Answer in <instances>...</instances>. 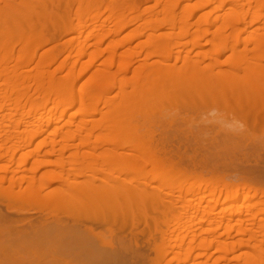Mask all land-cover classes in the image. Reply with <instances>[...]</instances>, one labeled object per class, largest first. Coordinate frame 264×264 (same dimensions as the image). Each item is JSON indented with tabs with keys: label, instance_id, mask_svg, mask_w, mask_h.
Listing matches in <instances>:
<instances>
[{
	"label": "bare ground",
	"instance_id": "bare-ground-1",
	"mask_svg": "<svg viewBox=\"0 0 264 264\" xmlns=\"http://www.w3.org/2000/svg\"><path fill=\"white\" fill-rule=\"evenodd\" d=\"M18 1L19 0H0V29H4L5 27L10 26L11 24H19V23L24 24L25 23V24L29 25L28 29H30V30H28V32L30 31V33L27 32L26 35L24 36L25 37L24 39H27V40L23 39V41H26L25 45L27 47H28L27 44H29V43L31 45V48L38 47V46L40 47L38 42H36V41L40 42V40L42 41V45L48 44L49 40H50V42H53V40L56 42V38H55L56 35L59 37V39H60V37H63L64 35H66L68 33H75V32H79V34L82 36L83 31L85 29H87V27L88 28L92 27L91 26L92 24L91 25L89 24L84 29H81L82 28L81 26L80 27L78 26L76 28V25H75V28L72 25H71V27H70V25L65 26L68 23H65L67 20L66 19L64 20L63 18H65V17H62V15L60 13V12H63L64 10L60 11V12L58 11V10L63 9V8L62 9L59 8L61 6H59L58 2L56 3V5L54 2L52 3L53 5L50 3L53 7H54V5L55 6L58 5L57 7L59 9L56 11L55 10L56 7H54L52 9V7L50 8L47 6V4H46L47 0L46 1L41 0V2H39V0H35V2H34V0H28L27 2H26V0H24V1L20 0L21 6H19V4H17ZM43 1L45 3H43ZM71 1L72 2L70 5L64 7V9L66 8L65 9L66 14L68 13L67 8H69L70 6L71 7L73 6L74 1L73 0H71ZM83 1L80 0L81 5L82 4L85 5V3H86L85 7H88L87 6L88 0L85 3ZM111 1H113V3H114L117 0H115V1L111 0ZM118 1L120 2L121 0H118ZM148 1H151V0H148ZM154 1H156V5L158 6L159 5L158 3H161L162 1H165V0H154ZM29 2H31V3L29 4ZM55 2H56V0H55ZM90 2H91V0L89 1L88 4L89 5L91 4L90 7L93 9H91L89 7L86 8L85 13L87 15H90L92 12H94V10H96L95 8H97V7H92L93 2H91V3ZM152 2H153V0H152ZM166 2H168V1H166ZM37 3L39 4L38 6H36ZM99 4L100 3H98L97 6ZM166 4H168V3H166ZM166 4L164 3L162 6L163 7L166 6L167 10L165 9V7H164V10L161 9V11H163L164 13L167 12L165 15L168 14V12L170 11L171 8H172V10H174V9H177V6H178V5L176 6V4H175V6L172 7L173 5L169 3V5H172L170 8ZM228 4L231 7H234L237 9L231 8ZM61 5H63V4H61ZM198 5H200V4H198ZM206 5L207 4H204V6H206ZM225 5H228V9L226 8L227 10L225 9V11L222 10L225 13L223 15H218L217 16L218 19L216 21L215 20H209V17H208V20L206 19V21L203 22V20L200 18V20L198 22L199 24L196 25V24L189 22L191 16H193V15H189V17L186 16V18L184 20L180 21L179 23H177V22L175 24L172 23V28H177V27L181 26V28H179L181 31L180 33H182V32L185 33L193 25L196 26V28H197V26L199 28H201L202 25L205 24V26H207V29L204 31L205 32L204 36H206V34L211 33V35H213V37L216 40H218V42H219L220 40L221 41L224 40V38L226 37V32H228L232 28H234V27L237 28V27H240L243 25L247 26L246 23L253 20L252 26L256 27V28H261V29L256 32L255 36H252L253 39L250 38V36H248L251 39V41H250V39L247 40L248 42L245 41L246 39H244V41H245V43L253 44V46L255 45L257 53L254 54L255 51L253 52V55H254L253 58L247 56L246 52H247L249 46L244 43L245 47L247 46L246 47L247 50L245 51L243 49V51H238V52L236 50L237 54L234 53L233 55H231L232 56V57H230L231 59L228 60V62H227V64L229 65V69L227 68L228 70H226L225 72L222 71L223 70L222 69L221 70L222 72L220 71L215 76L214 75H211V76L207 75L210 72L204 73L207 75V76L205 75V77H203L204 75H202V73H200V76H197L196 74L198 73L199 70L196 68V70H198V71H196V70H194L195 69L194 67H190L192 64L186 65L188 67V69L187 70L184 69L183 71L181 70V72H180L179 69L177 70V67L175 68L173 66H169L168 63L165 64L163 62L161 64H165V66H167V67L169 66V67L163 68V66L161 67V64L159 65L157 63L158 64L157 65L155 63L156 66L161 67L158 70H156V72H152L153 74L154 73L159 74L158 77H155L150 72L151 68L153 67V69H154L155 65L142 66L143 67V69H141L142 72L137 74V78L140 76L138 78L139 81L137 80L136 77H134L136 79L133 78L135 81H137L136 84H135V81H133L134 83L131 82L133 79L130 81L131 84H133V86L130 85L129 88L130 89L133 88V89L131 91L128 88H122V90H120V91H122V94H121L122 102H120L118 100H117L118 102H115L116 99L115 100L113 99L114 100L113 101L109 97L110 100L108 98L109 101L104 103V104H106V105H104V107L108 106V108L111 109V113H108L109 115L106 114L107 112H105V111L103 113H101L103 115V119H105L104 122L109 121V124H111V126H113V128L115 129L114 131L117 132V134L118 133L120 134L119 136H121V138L118 137L117 135H116L117 137L115 136L116 140L118 142L120 141L119 143H121L120 147L123 146L124 141L126 142V144L131 143V147L132 146L137 147V149L141 148V147L144 148V147H146V145L148 146V145H151V143H153V140H155V138L152 137L153 139H151V138H149L150 136H148L147 139H149V140L151 139L150 140V141H152L151 143H150V141H146L145 138H144V140H143V138H139V140L136 141V139H138V136L136 139H134V137H132L131 133H133L132 130L136 131V128L139 125H136V127H135V124H132V123L134 121L136 122V120L138 119L137 116H139V118L141 120L144 119L142 122L145 123V121H146V124L147 123L149 124L150 121H151L150 123L154 122V123L149 124V125L147 124V127L149 126L151 129H152V127H151L152 125L153 126L156 124L158 125L159 122L161 121V117H160L161 114H159L160 116L157 115V117L155 116L154 118H152L155 114L154 115L150 114L151 113L150 109L152 107V109L154 110V108L156 109V107H158L160 105H158L156 103L157 99L154 100V102L156 103L155 107L149 106V105L154 104V102H153L154 98H156V97L158 98L160 95L167 93L168 90L170 92V90L173 86H175L174 88L176 89V86L180 83V82L179 83H176V82H177V80L179 81L180 78L182 79V82L180 83V86H177L176 90L178 92H183V90L186 91L187 94H185V95L191 96L192 102L194 104H198V106H196V107L199 108V106L201 105V103L203 101L204 102L207 101L206 100L207 98H208V100H210L212 98L211 101L213 99L216 100V102L222 103V101H223V103L225 104L224 106H226V108L228 107L227 108V114H229L228 112H230L235 117V119L246 117L248 119V121H247V119L245 118L247 123L250 124V123L255 122L254 124H250V126H253V125L256 126L260 122H262L264 125V5L261 6L260 8H256L253 5L250 6V4H247L248 6L247 5L245 6V4L240 5L239 0H230V1L225 0V2L220 4L219 9L222 7H225ZM71 7L69 9H71ZM202 7H203V5H202ZM202 7H201V9H202ZM36 8H37L41 17L39 16L37 11H36L37 13L35 12ZM145 8L148 9L149 7H145ZM145 8H143V9H145ZM160 8H161V6H160ZM160 8H159V10H160ZM168 8H170V9H168ZM48 9L49 10L51 9L50 11H52V12H50ZM140 9L141 8L138 5V6H135L134 9H131V11L132 10L138 11ZM147 9H145V10H147ZM156 9L155 8L151 9V7H150V11H149L150 15L151 14L154 16L156 14H158V16L161 15V12L159 10H156ZM172 10L170 12H172ZM196 10H197V8H196ZM156 11H157V13H156ZM214 11H216V10H214ZM101 14H103V13H101ZM147 14L144 12V15H143V13H142L143 16H145ZM212 14L209 13V15H212ZM37 15L39 17H37ZM162 15H164V14H162ZM67 16H69V14H67ZM67 16H66V18L68 19ZM92 16H94V15H92ZM143 16L142 17L137 16L138 17L137 19H139V18L142 19ZM35 18H37L36 20H38L40 18L39 21L42 22V23L39 22V24L41 23L40 24L41 28H38L39 25H38L37 21L35 20ZM41 18L43 21L41 20ZM145 18H146V16H145ZM155 19H157V18L155 17L153 20H155ZM100 20L101 19L98 18L95 21L98 23ZM34 22L37 25L34 24ZM49 22L50 23L52 22L51 23L52 25L49 24ZM63 22H64V24H63ZM133 22H135V21H133ZM133 22H132V24H133ZM137 22H135V23H137ZM59 23H62L61 24L62 26H60ZM45 24H47L48 26L50 25L53 28L55 26H56L55 28H60V29H58V31H60L62 29L61 27H63V25L65 26V28L63 27V29H62V31H60V33H58V31H56L59 35L57 33L55 34V36H54V34H52L51 39H52V37H54L55 39H52V40L49 39L48 40V38H50V36L46 37L43 34L45 31H47L45 28L48 29L47 25L44 27ZM53 24H54V26H53ZM142 26H143L142 27L143 32L148 31V30L154 32V30H155L154 33H156L157 31H159L158 29H160L159 26H163V25L160 24V21L158 20L157 22L148 21L147 23H144V25H142ZM42 27H44V31H43ZM67 27H69V28H67ZM100 27H99V30L101 31L102 28H104V27H103V25H102L101 29H100ZM199 28H197V30ZM95 30L97 32L98 29L96 28ZM200 30L201 29H199V31ZM137 32H139V31H137ZM143 32H142V35H143ZM97 34H99V33H97ZM97 34H96V36H97ZM174 34H176V33H174ZM174 34H172V32H171V34H168V35H167V33L166 34H159L160 35L159 36L158 34H153V33L150 34L149 33L150 37H148V38H149L150 43L153 45V49H154V50L153 49L152 50L155 51L156 54H157V51L161 52L160 50H162L163 48H166L169 45L168 43H171L170 41L173 40L171 38L172 36H169V35L174 36ZM177 34H176V36H177ZM138 35L139 34H137V36ZM180 35H182V34H180ZM26 36H27V38H26ZM99 37L102 38V36H99ZM80 38H82V37H80ZM103 39H105L104 36H103ZM96 40H97V38H96ZM199 41H196V43ZM207 41H209V40H207ZM211 41H213V40H211ZM211 41H210V43H211ZM27 42H29V43H27ZM101 42H103L102 39L100 40V43ZM213 42L215 43V41H213ZM100 43L98 45H100ZM4 44H5L4 42L0 41V48L5 46V48L8 50V52L11 54L10 57H8L11 60L14 56L13 46L8 47ZM85 44H87V43H85ZM85 44H83V46H86ZM96 44H97V42H96ZM149 44H147V45H149ZM76 45H78V44H76ZM199 45L201 46V44H198V46ZM27 47H25V48H27ZM82 49L83 48L81 47V49H79L77 51L80 53V55H83V54L85 55V52H87L88 50L85 47V50L82 52ZM51 51L53 52L54 50H51ZM102 51L106 52V50H104V49H102ZM248 51H250V50H248ZM92 52H93L92 56L95 55L94 53L97 54V52H95V51H92ZM151 52L150 53L148 52L150 57L155 53L154 52L153 54H151ZM220 52H222V51H220ZM12 54H13V56H12ZM88 54H90V53H88ZM155 55H154V57H155ZM157 55H159V53ZM47 56L48 55H46V57ZM96 56H98V55H95V58L93 57V59L96 60L97 59ZM149 56L147 55V56H145L144 59H142V58L141 59L142 60H149L150 59ZM56 57H58V56H56ZM56 57L53 56L51 59H53V58L56 59ZM67 57H68V55H67ZM147 57H149V59ZM4 58L2 57V59H4ZM47 58H49V57H47ZM2 59L0 58V60H2ZM9 59L7 60L8 63H9ZM19 59H21V58H19ZM55 59H54V61H55ZM91 59H92V57H91ZM5 61H6V59H5ZM47 61H48V59L46 60V62ZM54 61H53V63H54ZM112 61H114V58L112 59ZM179 61H180V59H179ZM27 62L29 63V61H27ZM92 62H94V61H91V60L89 61V63H92ZM251 62L252 63L257 62V68L256 69L255 68L253 69L254 65L252 66ZM25 63H26V61H25ZM48 63H50V62H48ZM48 63H46V65H44V67L48 66L47 65ZM134 63H136V62H134ZM187 63H190V62L187 61L186 64ZM22 64H24V63L22 62ZM227 64L222 63V65H227ZM105 65H106V63H105ZM222 65H218V63H217V67L220 66V68H221ZM255 65H256V63H255ZM19 66H20V64H19ZM24 66H25V64L22 65V67H24ZM111 67H112V65H111ZM213 67H216V66H214V64H213L212 68ZM84 68L86 70L87 67L85 66ZM157 68H155V69H157ZM60 70L61 71L64 70L62 66L59 67V71ZM254 70H255V73L253 72ZM16 71L14 73H16ZM211 71L214 72L215 69H214V71L211 69ZM37 72L39 73V71H37ZM50 72H49V75L47 74L46 76H43L42 74H40L41 76L37 80L35 78V80H34V81H36V82H34V83H36L35 88H31V87H28L26 85L27 88L23 89V88H21L22 85H20V83H19L18 87H14L12 90L14 92L16 91V94H12L13 92H11V94H9L3 98V101L5 100L4 104L8 105L10 108L13 107L11 109H14L17 113H20V112L24 113L27 110V108H28V110L30 109L29 110L30 113L27 112V114H29V117H25V115L24 116L21 115V117L18 118L16 121H15L16 118H14V119L12 117L10 118L9 115H8L9 119H7L8 117L4 118V119L2 118L3 120H0V129L1 128H4V129L5 128H14L15 130H17V128L18 129L19 128H28L31 126L33 127L34 125L42 128V126H40L39 123H44V122L45 123L43 124V126L48 122L49 124H51V123H64L65 124V123H67V124H70V126L74 123H79V124L84 125L82 127L88 126V124L92 125V124L97 123L96 118H97V116H99L100 111H99L98 107L100 105H98L99 104L98 100L95 101V99L92 100V98H91L92 96L96 95V94L93 95V93L96 92L95 89H93V90L91 89L92 91L89 90V93H87L88 91L84 90L85 88L83 89V87L81 86L82 88L80 89V91L83 94L85 92V96L90 95L91 97L90 96L89 97L91 98V100H90V102H85L83 99L82 100L80 99L79 101L77 100V101L73 102L72 96L75 93V91H77L76 86H74V83H71L72 84L71 86H70V83H69V85L67 84L68 83L67 81L66 82L62 81V83H60L58 81V78H57L58 77L57 72L56 71L55 72L53 71L54 73H52V72L50 73ZM99 72H101V69L99 70ZM215 72L217 73V71H215ZM40 73H42V72L40 71ZM252 73L255 74V77H252ZM256 74L258 76V80H261V81L254 83V80L252 82V79L253 78L257 79ZM0 76H2V75H0ZM32 76H30V77H32ZM7 77L5 78V80H7ZM99 77H95V78L98 79ZM125 78L126 77H124L122 79L118 78V80H120V81L122 80L124 82ZM140 78H141V80H140ZM177 78H179V79H177ZM20 79H21V77H20ZM107 79H108V77H107ZM128 79H126V81ZM156 79H157V81H156ZM118 80H117V82H118ZM158 80H159V82H158ZM9 81H10V79H9ZM126 81H125V86L127 85L126 83L129 82V81L128 82H126ZM71 82H73V80ZM130 82H129V84H130ZM5 83H7V81H5ZM98 83H99V81H98ZM115 83H114V85H115ZM118 83H120V82H118ZM120 85L124 86L122 84V82L120 83ZM178 87H179L180 91L178 90ZM118 88L120 89V86H118ZM176 90H174V91H176ZM32 91H34L35 93L36 92L37 93L38 92H45L46 97H45L44 101L42 103L36 105V100H33V101L28 100ZM111 91H112V88H111ZM174 91H173V93H174ZM91 92H93V93H91ZM169 92L167 93V96L168 95L172 96L173 93L171 92V94H170ZM195 92L199 93L198 97L201 100L198 101L196 99L197 101H194L195 96H193V95ZM205 93H207V96ZM182 94L184 95V93H181V96H183ZM165 95L166 94H164V97H167ZM174 95H176V94H173L172 97L171 96L168 97V99L170 98V102H172L171 100H173ZM115 96H117V95H115ZM208 96L211 98H209ZM220 96H221V98H223L222 101H220L221 100ZM164 97L160 96L159 98L165 99ZM193 98H194V100H193ZM217 98H219V99L217 100ZM174 99L177 100V98H174ZM150 100H152L151 102L153 104H150ZM251 100H253V101H251ZM70 101H71L70 106H69L70 109L75 108L77 106H82L84 108L80 112V114H81L80 117H77L76 114L69 113L67 110L62 111V118L57 117L56 115H53L52 117L50 116L48 118H44L41 115L42 114L41 112H40V115L42 117H39V115L37 113V111H39L40 109L45 110L48 107H51L48 110L55 109L56 111L57 110L59 111L61 108H63L65 106L66 103H68ZM200 101H201V103H200ZM162 102H164V101L162 100ZM233 104H235V105H233ZM233 106H235V108H233ZM2 108H4V107H2ZM105 109H103V110H105ZM149 116H151V117H149ZM136 117H137V119H136ZM251 118H253V122L252 121L250 122ZM171 119L172 118L170 117V120ZM7 120L9 121V123H11L10 125H9V123L5 124V121H7ZM138 121H139V119H138ZM166 121H165V119L162 120V122H166ZM137 122H136V124L141 123L140 121L138 123ZM262 123H260V124L262 125ZM161 124H164V123H161ZM161 124L159 126H161ZM249 124H247V125L249 126ZM260 124H259V126H261ZM140 125H142V127H143L142 123ZM210 125H212V124H210ZM91 127H93V126H91ZM139 127L141 129V126H139ZM144 127H145V124H144ZM263 127L261 126V128H263ZM78 128H81V125ZM200 128H202V127L200 126ZM150 130L147 133L151 134L152 131H154V130L156 131V129L151 130V131ZM199 130H201V129H199ZM206 130H207V128H206ZM135 131H134V133H135ZM145 131L146 130L144 128V132ZM155 131H154V133L152 132V136H153V134H155ZM241 131H239V132H241ZM127 132L128 133L131 132L130 136L128 135L129 136L128 138H133V141L130 140L131 141L130 142L127 138H125V134ZM157 132H158V130L156 131V133ZM241 133L244 134V131ZM6 134H5V136H6ZM136 134L139 135L138 132ZM133 136H134V134H133ZM163 136H160V137H163ZM234 136H235V134H234ZM141 137H144V135L143 136L141 135ZM176 137H177V135H176ZM19 138H20V136H19ZM19 138H18V140H19ZM163 138H165V136ZM228 138H230V136ZM242 138H243V135H242ZM11 139H12V136H11L10 140L9 139L5 140L4 146H0V150L2 148V151L4 149L5 150L7 149L6 152L0 154V161L6 160L7 162H9V165L5 164V165H2L0 167V264H149L150 261L154 260V259L151 260V256H150L149 252H151V251L156 252L158 250L157 249V246H158L157 240L159 238L158 235H161V234L157 235L158 231L155 232V230H154V232L150 230L151 232L148 233L147 228H149V224L151 222H148L147 219L150 218L149 216L151 214L148 212L150 215L144 217V221H142V219H140V218H139L140 220L137 218H136L137 220L135 218L134 219L128 218L127 217L128 214L126 215L127 212L125 213V211L129 210L131 207H133L134 203H136V202L132 201V199L133 200H134V198L137 199L138 196H140V195H138V196L136 195L137 191L139 194H141V196L144 195L143 197H146V198H149V197L151 198V196H152V198L155 197V196H153V193H151L152 191L150 192V189L147 190L146 188H144L145 186L143 187V189H142V187L140 188V186L139 187L136 186V188H134L135 187L134 184L132 185V187L129 186L130 184L124 185V184H122V182H121L122 179L120 177H118L119 179H117V178H114L115 176H113V180L110 181L111 183H106V186L105 185H103L104 187L102 186L103 188L98 187L95 189H88V190L86 189L85 192H81V189H79V186H80L79 185L80 183L78 181L79 178H85L86 177V178H91L92 180L95 181V179H97V178H98V180H100L99 177H101L100 174H97L96 175L97 177L95 176V174H93L94 176H91L92 175L91 173L95 169L98 168V166L96 168L93 165L97 164V162L100 160H101V162H98L99 164L102 163L103 160H105V159H103L104 154L102 155V157H101V155L96 154L97 148L96 147H95L96 149L92 148L94 146V144L92 146V143L90 144V141H88V142L82 144L81 147H80V145H78V146L73 145L74 146L73 148H72V145L68 146V145L62 144L64 146H62L61 149H58L57 142L56 143L54 142L53 144L48 142V141L44 142V143L42 142V144L39 146V148L35 151H29V149H28V151L23 152V150H22L21 153L23 152V154L21 155V153H20L19 159H16V161L20 160L18 164L15 163L18 166L16 168V167H13V165L10 166V163L14 164L13 161H15L16 156H18L17 152L19 153V151L21 149H23V147L20 148L21 146L20 147L18 146L19 143H16L17 144V146H16L14 141L9 143V144L12 143L11 144L12 147H7V142L11 141ZM125 139H127V140H125ZM241 139L240 140L238 139V141L241 142ZM121 140H123V141H121ZM222 140H224V139H222ZM233 140L236 141L237 139L235 138ZM31 141L28 144H32L33 142H31ZM128 141H129V143H128ZM231 141H232V138H231ZM238 141H236V143H235L236 146H239V145H237ZM243 141H244V143L246 142L245 140H243ZM155 142H157V140H155ZM159 143H160V141H159ZM228 143H229V141H228ZM260 143H259V145H260ZM2 144H4V143H2ZM28 144H26V147ZM126 144L124 143V145H126ZM241 144H242V142H241ZM245 144H243V145L246 146ZM157 145L159 146V144H157ZM160 145H164V144L162 143ZM232 145H234V143ZM158 146H155L152 148H149V147L146 148L147 150H150L149 152H150L151 156H149V160H151V158H152L151 163L154 164V162H155L161 166H164L168 170L167 172H169V173L172 172V174L174 172L179 173L178 175L186 174V173L188 175L190 173L189 170H187V172H185V168L181 167V164H179L178 160L176 162L174 155H173L174 159L170 158V156L166 157V154L168 153L167 151L170 150L169 148H164L163 146H162L163 148H159ZM26 147H24V148H26ZM71 149L72 150L74 149V151H76V152L73 151L74 153H72L71 156L67 157V158H69V159H67L69 161L72 159V161L69 163L74 165V161H76L75 165H76V163H79V164H82L84 168L82 169L81 168L82 166H80V168L78 166L77 168H74V169L71 168L70 169V170L76 171L77 173L76 172L72 173V171L70 172L67 170V172L71 173V175L74 173H76V174L72 177H69L70 174H68L69 178L68 177L65 178L67 168L65 169L66 164H64L63 161L67 162V160L65 159L66 158L65 154H66V152L71 151ZM166 149H168V150L166 151ZM138 150H140V149H138ZM106 151L107 152H105V151H103V152H105V154H108L110 150L109 151L106 150ZM141 151L143 152V150H141ZM125 153L129 156L132 155L131 153H130L131 155L127 152H125ZM125 153L121 154V156L123 158L122 159L120 157V159H122V160H120L121 163L124 162L125 158H126V161L130 160L128 158L129 156L127 157V155ZM55 155H57L58 157H60V159H62L61 162L60 161L58 163L55 162L56 163L55 164L53 162L46 160L47 158H49L51 156H55ZM104 156H107V155H104ZM134 156L135 155H132V157H134ZM136 158L134 157V159H136ZM4 161H2V162H4ZM146 161L147 160H145V162ZM184 162H185V160H184ZM125 163H127V165H128V162H125ZM149 163H150V161H149ZM158 164H155V165H158ZM197 164H199V163H197ZM52 165H58V167H60L62 169V171L61 172L56 171V170L48 171V172L42 174L41 177L39 176V173L42 171V169L44 167H48V166H52ZM122 165H125V164L123 163ZM127 165H125V166H127ZM27 167H29V168H27ZM14 168H16V169H14ZM92 168H94V169H92ZM64 169H65V171H64ZM23 170L27 174H25V175L22 174V175H20V177L19 176L17 177L15 175V173L17 174L19 172H20L19 174H21L23 172ZM96 171L97 170H95V172ZM103 172H105V171H103ZM88 173H90L91 175ZM217 174L214 176L212 173L213 176H210L209 178L205 177L206 181L209 180L211 183H213L215 181L213 184H211V186H210V182H209V185L206 184L207 188L204 190L207 191L209 195H204V197L202 195L201 197H199L200 192H198V190L201 189L202 187L197 186L199 189H196L195 187H193L191 185H188L189 187L188 186L184 187V186L180 185L181 186L180 190L178 189L179 190L178 192H180V196L179 197L174 196V197H177L178 200L180 199V202L184 201V203L185 202L189 203V204L184 205V206H187V209L189 207V208L193 209L194 211L196 210L197 213L203 211L202 213H198V214H201L200 215L201 217H199V218L202 220V222H205V223L210 222L211 224H214L217 227L216 229L211 230V231H213L212 237L215 240H217L219 237L218 235H220V234H218L217 229H225V232H223L221 234V237L222 236H225V238L232 237L234 232H236L241 237H245V238H243L245 240H243L241 243H238V246H236L237 245L236 242H235L236 243L235 245H231V243H228V244L226 243L227 245L223 244V245H220L217 250L215 249V251H218V252L223 251V253H225L226 256H225L224 261L227 262V264L231 262L230 258H229V254L230 253L235 254V251L236 252L240 251L243 253V255H241L239 258L241 260V262L239 264H264V196H262L263 200L261 199L260 202H257V201L255 202L251 198H254V199H255V197H257V199L261 198L257 194L259 192V190H257L258 192L253 194V195H251L249 193L251 196H249V194L246 192H245L246 194H243V192L238 193L239 188L244 189L248 186L246 182L244 184H242V183L237 184L235 182L232 183L233 181L232 182H230V181L224 182L223 179H220L222 177H218ZM193 175H195V173ZM202 175L200 174V178H199V179H201V181L198 179L199 175L196 177V179H198V181H200V183L196 181L194 184L197 183V185L198 184L201 185L202 182L205 183V181L203 180L204 178L203 179L201 178ZM119 181H120V183H119ZM133 182H131V184ZM167 182H168V180H167ZM58 183L59 184L61 183L60 184L61 186ZM56 184H58L59 186L55 187ZM190 184L193 185L192 182H190ZM148 186H150V185H148ZM168 186L170 187V184ZM137 187H138V189H137ZM169 187H167V189ZM164 188H165V186H164ZM170 188H172V187H170ZM174 188H175V186H174ZM176 188H177V186H176ZM235 188H237V189H235ZM255 188L257 189V187H255ZM255 188H254V191H255ZM139 189L142 191H140ZM157 189H159V192H158V194L156 193V195H157L158 199H160V200L162 198H163V200L165 199V197H163V196L169 195V197H172L174 195L173 193H172L173 195L170 194V192L173 191L172 189H170L171 191L168 193H166L168 190L164 193V191L161 188H157ZM184 190H186V192H184ZM218 190H220V191L217 192ZM250 190H252L251 187H250ZM260 192H261V190H260ZM215 194H217V198L212 199ZM134 195H136L137 197H135ZM186 195L191 196V199H189V198L187 199ZM112 198H115V199L116 198H122V199L124 198L125 201L124 202L119 201L116 203L115 207L110 208L109 206L113 205V202L112 201L110 202V200H112ZM140 199H141V197H140ZM140 199H139V203H140ZM238 199L243 200L242 203H244V204H246L244 202V201H246L248 203L246 205V207H244V204H240V206L239 205L237 206L236 204L239 201ZM178 200L176 201V199H175L176 202H178ZM142 201H143V204L147 202L145 200V198H143ZM193 201H196L195 204L193 203ZM143 204L141 202L142 206H143ZM174 204H175V202L174 203L172 202V205H174ZM223 204L227 207L226 209H224V210H226L225 213H227L228 210L233 211L231 214L225 215L226 217H224V219L228 220V221L226 222L225 220H217L216 218L211 219V217H210L211 215L217 214V213H215L216 208L223 206ZM134 206H136V205H134ZM120 210H124V211L120 212ZM206 210H208V211H206ZM196 211L194 213H196ZM187 212H188V210H187ZM192 213H193V211H192ZM186 214H188V213H186ZM144 215H147V213H145ZM138 216L139 215H137V217ZM184 216H186V215H184ZM140 217H142V215ZM235 217L237 218L235 220L237 223L240 221V223H238L236 225L232 224ZM207 218H208V220H205ZM151 219H153V217H151ZM182 220H184V219H182ZM145 222H148L149 224L146 225ZM249 224L251 225V228L248 226ZM208 225H209V223H208ZM252 225L257 226L258 230H256V227H254L255 228V230H254ZM99 229H101V231L97 232V230H99ZM151 233H153V235H155V236L151 235ZM198 235H200V234H198ZM156 236H157V238H156ZM167 236L168 235L166 232L162 233L161 244L165 245V246H170V248H172L171 241H173L174 239L172 238L171 240H169L167 238ZM184 246L185 245L181 244V246H178V247L181 250H184V248H185ZM199 247H200V245L198 246V248ZM173 248L171 249L172 251H169V252H172L173 255L175 253V255H174L175 260H176V261L174 260L175 263H179L180 261L184 262V261H187L190 257L192 258V252H193L194 247H192L189 250L185 249L186 252H184L185 251L184 250L183 253H181V251L180 252H173ZM210 254H208V256H207L208 258H210L212 256ZM181 256L183 258H185V260L184 259L181 260V258H182ZM237 259H238V257H237ZM159 260H157V261H159ZM162 260L163 259H161L160 260L161 262H158L157 264H174L173 259L169 260V258H168L167 260H169V261L163 260V262H162ZM190 260H192V259H190ZM232 260H235V259H232ZM235 261L238 264L239 260H235ZM151 264H153V263H151ZM233 264H234V262H233Z\"/></svg>",
	"mask_w": 264,
	"mask_h": 264
},
{
	"label": "rangeland",
	"instance_id": "rangeland-1",
	"mask_svg": "<svg viewBox=\"0 0 264 264\" xmlns=\"http://www.w3.org/2000/svg\"><path fill=\"white\" fill-rule=\"evenodd\" d=\"M21 1H24V0H21ZM27 1L28 0H26V2ZM44 1H46V0H44ZM44 1H43V3H45ZM47 1H46L47 6L50 8L52 7V9L54 7H56L55 8L56 11L59 8H61V9L63 8L62 10H58V11L60 12V11L64 10L63 11L64 13L63 12H60V13H61L62 17H65L63 19L67 20L65 23H68V24H66L65 26L70 25V27H71V25H72L75 28V25H76V28L78 26L79 27L81 26L82 27L81 29H84L89 24L90 25L92 24L91 25L92 27L91 28L87 27V29H85L86 31L85 30L83 31L82 36L79 34V32L68 33V34H66L67 36L64 35L63 37H60V39L56 35V37H55L56 42L54 40H53V42H50L49 39H51L52 34H54V36H55V34L57 33L56 31H58V29H60V28H55L56 26L53 28L50 25H49L50 26L49 27L47 24H45L44 27L47 25L48 29L45 28L47 31H45L43 34L46 37L50 36V38H48L50 43L48 42V44L42 45L41 40H40V42L36 41V42H38L40 47L38 46V47H34V48H31V45L29 42H27V43H29V44H27L28 45V47H27L25 45L26 41H23V39L25 38L24 36L28 32V30H30V29H28L29 25H27L25 23L24 24L23 23L11 24L10 26L5 27L4 29H0V41L4 42L5 43L4 45H6L8 47L13 46V51H14L13 52L14 56L12 54L13 58L10 60L8 57H10L11 54L8 52V50L5 48V46L0 48V58L2 59V57L3 58L5 57L4 59H2L4 62L2 60H0L1 61L0 62V65H1L0 66V73L1 74L0 75H2V76H0V106H1L0 107V120H3L4 118H7V117H8L7 119H9V116H10V118L12 117L13 119L16 118L15 121L18 118H20L21 115H23V116L25 115V117H29V114H27V112H29L30 109L28 110V108H27V110L24 113L20 112L21 114L17 113L14 109H11L13 107L10 108L8 105L4 104L5 100L3 101V98L6 97L7 95L11 94V92H13L12 94H16V91L14 92L12 90L14 87H18L19 83H20V85H22L21 88H23V89L27 88V86L31 87V88H35V86H36V83H34V82H36V81H34L35 78L37 80L41 76L40 74H42L43 76H46L47 74L49 75V72L51 70H52L51 71L52 73H54L55 71L57 72V75H58L57 78H58V81L60 83H62V81H65V82L67 81L68 82L67 84L69 85V83H70V86L72 85L71 83H74V86H76L77 91H75V93L72 96L73 102L77 101V100L79 101L80 99L81 100L83 99L85 102H90L91 98H92V100L95 99V101L98 100L99 101L98 105H100L98 107V109L100 112H99V116H97V118H96L97 123L92 124V125L88 124V126H85V127H82L84 125L79 124V123H74L75 125L72 124L70 126V124H67V123H65V124L64 123H51V124H49L48 122H47L48 124L46 123L43 126V124L45 123L44 122V123H39L40 126H42V128L37 127L35 125L33 127L31 126L28 128H19V129L17 128V130H15L14 128H5V129L1 128L0 129V137H1L0 138V146H4L5 140H7V139L10 140V138L12 136L11 141L7 142V147H12V145H11L12 143L9 144L12 141H14L15 144L19 143L18 146L19 147L21 146L20 148L23 147V149H21L19 151V153L17 152L18 156H16L15 161H13L14 164L10 163V166L13 165V167L17 168L18 166L16 164H18L20 160L16 161V159H19V154L21 153V151L23 150V152L24 151L26 152V151H28V149H29V151H35L39 148V146L42 144V142L44 143V142L48 141L52 144L54 142L55 143L57 142L58 149H61L62 146H64V145H68V146L72 145V148L74 147L73 145H76V146L80 145V147H81L82 144L90 141V144L92 143V146L94 144V146L92 148H95V147L97 148V149L95 148L97 150L96 154L101 155V157L103 154L107 155V156L103 155V157H104L103 159H105V160H103L102 163H100V164L98 163V162H101V160H100L97 162V164L93 165L96 168L98 166V168L95 169V170H97L96 172H95V170L94 171L92 170L93 172L92 171H91L92 173L90 172L92 175L90 173H88L91 176H94L93 174H95V176L97 174H100L101 175V177H99L100 180H98V178L97 179L94 178L95 181L92 180L91 178H86V177L85 178H79V180H78L80 183L79 189H81V192H85L86 189L87 190L88 189H95L98 187H102L103 185L106 186V183H111L110 181L113 180V176H115L114 178H117V179H119L118 177H120L122 179L121 182L124 185L130 184L129 186L132 187V185L134 184V186H135V187L133 186L134 188H136V186H138V187L140 186V188L142 187V189L145 186L144 188H146L147 190L150 189V192L152 191L151 193H153V196H155V197L152 198V196H151V198L150 197L146 198V197H143L144 195L141 196V194H139L137 191L136 195L137 196L140 195V196H138L139 199L141 197L140 203H139L138 198H137L138 200L135 198H134V200L132 199V201L136 202L137 204L134 203V205H136V206L133 205L134 208L131 207L129 210L125 211V213L127 212L126 215L128 214L127 217L131 218V219L132 218L133 219L134 218L135 219L140 218V219H142V221H144V217L149 216L151 214L149 216L150 218H148L150 221L147 219V221L151 222V223L149 224L148 222H145L146 225L149 224V228H147L148 233H150L151 231L154 232V230H155V232L158 231L157 235L158 234L162 235L163 232H166L168 235L167 238L169 240H171L172 238L174 239L173 241H171V246H172V248L174 247L173 252H180L181 251V253H183V251L185 249L189 250L192 247H194L193 252H192V258L190 257L187 260L188 262L187 261H184V262L180 261L179 263H175L174 262L175 253L173 255L172 252H169V251H172L171 250L172 248H170V246L162 245L161 244V235H158L159 236V238L157 240L158 241L157 242V244H158L157 249L158 250L156 252L155 251L149 252V254L151 256V260L154 259L153 261H150L149 264H151V263L157 264L158 262H161L160 261L161 259H163L164 261H169V260L173 259L174 264H227V262L224 261L225 256H226L225 253H223V251H220V252L215 251V249L217 250L220 245H223V244L227 245L228 243H231V245H235L237 243L236 246H238V243H241L243 240H245V239H243L245 237L239 236L236 232L233 233L232 237H229V238H225V236L221 237V234L223 232H225V229H217L218 234H220V235H218V234L217 235L220 238L218 237V239L216 238L217 240H215L212 237L213 231H211V230H214L217 227L214 224H211L210 222H206V223L202 222V220L199 218V217H201L200 216L201 214H198V213H202L203 211L197 213V211L195 210L196 213H194L195 211L193 209H191L189 207L187 209V206H184V205L189 204V203H186V202L184 203V201L180 202V199L179 200L177 199V197L180 196V192H178V191L180 190L181 186L187 187L188 185H191V186L195 187L196 189H199L198 187H202L201 189L198 190V192H200L199 197H201L202 195H203V197H204V195H209L208 192L205 191L204 189L207 188L206 184L209 185L210 181L209 180L206 181L205 177L209 178L210 176H213V175L215 176L218 173L217 174L218 177H222L220 179H223L224 182H229V181L232 182L233 181L232 183L235 182L237 184H241V183L244 184L246 182L248 186L244 189L239 188L238 193L243 192V194H246V193L249 194L250 193L251 195H253V194L258 192L257 190H259V192L257 194L261 198L257 199V197H255L256 200L254 198H251V199H253L255 202L256 201L260 202L261 199L263 200V198H262V196H264V190H263L264 189V127H263L264 125H263V123L260 122V123H262V125L259 123L263 128H261V126H259V124L256 126H254V125L250 126V124L255 123V122H253V118H251V120L249 119L250 122L251 121L253 122V123L249 124V123H247L248 119L246 117L245 118L247 119V121L245 120L244 117L235 119V117L230 112H228L229 114H227V108L228 107L226 108V106H224L225 104L223 103V101H222L223 98H221V96H220V98H221L220 101H222L223 104L221 102H216V100H214V99H213L214 101L213 100L211 101L212 98L208 96L209 98H211L210 100H208V98H207L206 99L207 101H205V102L203 101L201 103V101H200L201 105L199 106V108L196 107V106H198V104H194L192 102L191 96L185 95V94H187L186 91L183 90V92H178L176 90L177 86H180V83L182 82L181 78L180 79L177 78V79H179V81L176 79L177 80L176 83L180 82L176 86V89L174 88L175 86H173L172 87L173 89L171 88L170 92L168 90V92L170 94H171V92L173 93V91L176 90L173 93L176 95H174L173 100H171L172 102H170V98L168 99V97H170L171 95L167 96L168 92L164 93L165 91L163 93L166 94L165 96H167V97H164V94L160 95V96L164 97L165 99L159 98L160 96L158 97L159 99L157 97L154 99L152 98L153 102H154V100L157 99L158 101L156 100V103L160 106L156 107V109L154 108V110L151 107V109H150L151 113L150 114H153V115L155 114L152 118H154L155 116L157 117V115L160 116L159 114H161V116H160L161 121L159 122V124L158 125L156 124L154 126L150 125L152 127V129L149 126H148L149 127L148 128L147 127L148 123L146 124V121H145V123L142 122L144 119L140 116L143 119V120H141L139 118V116H137L139 121L143 124V127H142V125H140L141 123L140 124L138 123L139 121L136 117V119H137L136 122L138 121L137 122L138 124H136L135 121L132 124H135V127H136V125L141 126V129L139 126H137L136 131L132 130L133 133L127 132L125 134V138H127L129 141L130 140L133 141V138H128L130 136V133H131L132 137H134V139H136L138 136V139H136V141L139 140V138H143V140L145 138L146 141H150L151 139H153L152 137H154L158 143L155 142V140H153L154 144L151 143L152 141H150L151 145H148V146L146 145V147H144V148L141 147L142 149L138 148V149H140V150H138L137 147H133V146L131 147V143H129V141H128L129 144H126V142L124 141V143L127 146L124 145V143H123V146L120 147L121 146V143H119L120 141L118 142L116 140L117 136L121 138V136H119L120 134L119 133L117 134V132L114 131L115 129L113 128V126H111V124H109V121H106L107 123L104 122L105 119H103V115L101 113H103L104 111L107 112L106 114L111 113V109L108 108V106L104 107V105H106L104 103L108 102L110 100V98L112 100L116 99L115 102H118V101L122 102V99H121L122 91H120V90H122V88L130 89L129 88L130 85L133 86V84H131V82L135 81L134 79L137 78V74L142 72V70H141V69H143L142 66L155 65L154 69H153V67L151 68V70H150L151 73L156 72V70H158L162 66H163V68H165V67L168 68L169 66H173L175 68L177 67V70L179 69L181 72V70L183 71L184 69H186V70L188 69V67L186 65L192 64L190 67H194L195 68L194 70H196V68L199 70V71L196 70L199 73V74L197 73L196 75L200 76V73H202V75H204L203 77H205L206 74H204V73H207V72L208 73L210 72L207 75H210V76L214 75L215 76L222 69H223L222 71H224V72L226 70H228L229 65L227 64V62H228V60L231 59L230 58V57H232L231 55H233L234 53L237 54L238 51H243V49L246 51L247 46L245 47V44H247L249 46L248 50L251 51L250 52L247 50V52H248V53L246 52L247 56L253 58L254 57L253 52L255 51L254 54L257 53L255 45L253 46V44H251V43H249V44L245 43V41L252 38V36H255L256 32L259 31L261 28L253 27L252 26L253 20H251L250 22L246 23L247 26L243 25V26H240L237 28L234 27L231 30H229L228 32H226V37L222 41L220 40L218 42V40H216L213 37V35H211V33L206 34V36H204V34H205L204 31L207 29V26H205V24L202 25L201 28H199L197 26V28L201 29L199 31V29L197 30L196 26H194L193 24L198 25L200 18L203 20V22L206 21V19L208 20V17H209V20H215L216 21L218 19L217 16L223 15L225 13L223 11H225L226 8L228 9L229 4L225 5V7H222L219 9L220 4L225 2V0H219L220 2L218 0H216V1L215 0H210V1L209 0H165V1H162L163 3L161 2L162 4L158 3L161 6V8L159 5L158 6L156 5V1H154V0H153V2H152V0L151 1H148V0H125V1L121 0L120 2L118 0L117 1L114 0L115 1L114 3L111 0H95V1L91 0V2H93L92 7H97V8H95L96 10H94V12H92L90 15H87L85 13L86 8H88V7L91 8L90 7L91 4L90 5L88 4L90 0H88V3H87L88 7H85L86 6L85 2L87 0H84V1L81 0L85 3V5L84 4L81 5L80 0H73L74 3H73L72 7L70 6L71 9H69L70 7L67 8L70 11L69 12L67 10V12H68L67 14H69V16H67V14L65 13L66 8L64 9V7L70 5L72 2L71 0H60V1L56 0V2H55V0L54 1L49 0L48 2ZM166 1H168V2H166ZM226 1H230V0H226ZM34 2H35V0H34ZM39 2H41V0H39ZM53 2L55 3V5L58 2L59 6H61V7L58 8L57 7L58 5L57 6L54 5V7H53L52 6ZM239 2H240V5L245 4V6H246L247 4H250V6L253 5L256 8H260L261 6L264 5V0H239ZM30 3L31 2H29V4ZM98 3H100V4L97 6ZM164 3L165 4L168 3L166 5H168L170 8L172 5H173L172 7H174L175 4H176V6L177 5L178 6H177V9H174L175 11L172 10V8L171 9L168 8V9H170V11L172 10V12L169 11L170 13L168 12V14L165 15L167 12L164 13L163 11H161V9L164 10V7L166 9V6H164V7L162 6ZM169 3L172 5H169ZM17 4H19V6H21L20 0L18 1ZM61 4H63V5H61ZM137 4L139 5V7L141 9L138 11L132 10L133 11L132 12L131 9H134L135 6H138ZM198 4H200V5H198ZM204 4H207V5L204 6ZM38 5L39 4L37 3L36 6H38ZM202 5H203V7H202ZM200 6L202 7V9ZM145 7H149V8L147 9ZM150 7H151V9L157 8L156 10H159V8H160L159 11L161 12V15H159V16H158V14H156L155 16L152 14L150 15V13H149ZM37 8H36L35 12L36 11L38 12ZM143 8H145L147 10H145ZM196 8H197V10H196ZM231 8H234V7H231ZM91 9H93V8H91ZM234 9H237V8H234ZM214 10H216L217 12ZM50 12H52V11H50ZM144 12L146 14L148 13L147 15H145L146 18H145V16H143ZM101 13H103V14H101ZM142 13H143V15H142ZM156 13H157V11H156ZM209 13L212 15H209ZM38 14H39V12H38ZM162 14H164V15H162ZM92 15H94V16H92ZM189 15H193V16H191L190 20L188 19L190 23H193L192 24L193 26L191 28H189L187 30V32L180 33L181 31L179 28H181V26L177 27L178 29L172 28V23H174V24L176 22L179 23L180 21L184 20L186 18V16L189 17ZM39 16H40V14H39ZM39 16L37 15V17H39ZM66 16L68 17V19L66 18ZM137 16L138 17L143 16V18L137 19L138 18ZM155 17L157 19L153 20ZM98 18L101 20L97 23L95 20ZM36 19L37 18H35V20ZM39 19L36 21L39 25L38 28H41L40 24L42 22L39 21ZM41 20H42V18H41ZM158 20L160 21V24L163 25V26H159L160 29L157 28L159 31L156 30L157 31L156 33H154L155 30H154V32H152L150 30L144 31L145 33L143 32V29H142L143 26L142 25H144V23H147L148 21L157 22ZM133 21H135V22L138 21V22L135 23ZM39 22H41V23L39 24ZM132 22H133V24H132ZM51 23L49 22V24H51ZM34 24H36V23L34 22ZM59 24H60V26H62L61 25L62 23H59ZM63 24H64V22H63ZM102 25L104 28H102V30L100 31L99 27L100 26L102 27ZM53 26H54V24H53ZM65 26L63 25L64 28H65ZM44 27H42L43 31H44ZM63 27H61V28L63 29ZM101 27H100V29H101ZM67 28H69V27H67ZM96 28L98 29L97 32L95 30ZM62 29L60 31H62ZM60 31H58V33H60ZM137 31H139V32H137ZM142 32H143V35H142ZM171 32H172V34H174V33H176V34L178 33V34H177V36H176V34H174V36L169 35V36H172L171 38L173 40L170 41L171 43H168L169 45L166 48H163L162 50H160L161 52L157 51V54L159 53V55H157L156 52L153 51L154 50L153 45L149 41V38H148V37H150L149 33L150 34H152V33L158 34V35L167 33V35H168V34H171ZM28 33H30V31ZM97 33H99V34H97ZM96 34H97V36L98 35L102 36V38L99 36L97 37ZM137 34H139V35L137 36ZM180 34H182V35H180ZM103 36L105 39H103ZM248 36H250V38ZM80 37H82V38H80ZM26 38H27V36H26ZM55 38L52 37V39H55ZM96 38H97V40H96ZM101 39L104 43L103 42L100 43ZM244 39H246V40L244 41ZM24 40H27V39H24ZM207 40H209V41H207ZM211 40L215 41V43ZM196 41H199L200 43L199 42L196 43ZM210 41H211V43H210ZM250 41H251V39H250ZM96 42H97V44H96ZM85 43H87V44H85ZM99 43H100V45H98ZM76 44H78V45H76ZM83 44H85L86 46H83ZM147 44H149V45H147ZM198 44H201V46L200 45L198 46ZM80 46L83 48L82 52L85 50V47H86V49L89 52L87 50L86 51L90 54L85 52V55L84 54L80 55V53L77 51V50L81 49ZM25 47H27V48H25ZM102 49L106 50V52L102 51ZM51 50H54V51L52 52ZM236 50H237V52H236ZM92 51L97 52V54L96 53H94V54L99 56V57L96 56V58H97L96 60L93 59V57L95 58V55L92 56V53H93ZM147 51L149 53L152 51L151 54H153L154 52L155 53L150 57L149 53ZM220 51H222V52H220ZM46 55H48L47 57H49V58H47ZM67 55H68V57H67ZM147 55L150 57V59H149V57H147L149 60H142ZM154 55H155V57H154ZM53 56H55V57L58 56V57H56V59L55 58L51 59ZM91 57H92V59H91ZM19 58H21V59H19ZM113 58H114V61H112ZM5 59H6V61H5ZM8 59H9V63L7 61ZM47 59H48V61L46 62ZM54 59H55V61H54ZM107 59L108 60L110 59V60L108 61ZM179 59H180V61H179ZM50 60L51 61L53 60L54 63H53V61L51 62ZM90 60L94 61V62L89 63ZM25 61H26V63H25ZM27 61H29V63ZM187 61L190 63L186 64ZM22 62L25 64V66H24L25 68L22 67V65H24V64H22ZM48 62H50L51 64ZM104 62L106 63L107 66L105 65ZM134 62H136V63H134ZM163 62L165 64L168 63L169 66L167 67V66H165V64H161ZM46 63H48L47 64L48 66L44 67V65H46ZM155 63L156 64L158 63L159 65L161 64V67L156 66ZM217 63H218V65H222V63L227 64V65H222V67L220 68V66L217 67ZM255 63H256V65H255ZM255 63L254 62L252 63V66L254 65L253 69L257 68V62H255ZM19 64H20V66H19ZM110 64L112 65V67ZM213 64H214V66H216L213 68L215 69V71H217V73L212 68ZM58 66L63 67L64 70L63 71L60 70L62 73L59 71ZM85 66L87 67L86 70L84 68ZM155 68H157V69H155ZM100 69H101V72H99ZM211 69L214 72H212ZM15 71H16V73H14ZM37 71H39V73ZM40 71L42 73H40ZM253 72L255 73V70ZM254 73H252V77H255ZM152 75H154L155 77H158L159 74H157V73L153 74L152 73ZM30 76H32V77H30ZM6 77H7V80H5ZM20 77H21V79H20ZM95 77H99V78L97 79ZM107 77H108V79H107ZM124 77H126L124 82L122 80L121 81L118 80V78L122 79ZM134 77H136V78H134ZM138 78H137V80H138ZM256 78L257 79L253 78L252 82H253V80H254V83L261 81V80H258L257 74H256ZM9 79H10V81H9ZM126 79H128V80L126 81ZM72 80H73V82H71ZM117 80L120 83L122 82V84L124 86H121L120 83L117 82ZM140 80H141V78H140ZM5 81H7V83H5ZM98 81H99V83H98ZM125 81L126 82L131 81V82H130V84H129V82L126 83L127 85L125 86ZM156 81H157V79H156ZM136 82L137 81H135V84H136ZM158 82H159V80H158ZM114 83H115V85H114ZM81 86L83 87V89L85 88L84 90L88 91L87 93H89V90L95 89L96 92L95 93L91 92V93H93V95L94 94H96V95H94L92 97L89 95L91 98L88 95L85 96V92L83 94L80 91V89L82 88ZM118 86H120V89L118 88ZM110 87L112 88L113 92L111 91ZM132 89H130V91ZM178 90L180 91L179 87H178ZM32 92H31V95L29 96L28 100H31V101L36 100V105H38L44 101V99L46 97L45 92H38V93L37 92L35 93L34 91H32ZM181 93H184V95L182 94L183 96H181ZM173 94H172V96H173ZM198 94L199 93H197V92L194 93V95H193V96H195L194 97L195 100L193 98L194 101L201 100L198 97ZM205 94L207 96V93H205ZM115 95H117V96H115ZM108 98H109V100H108ZM174 98H177V100H175ZM218 99L219 98H217V100ZM162 100L164 102H162ZM71 101L66 103L65 106L63 108H61L59 111L58 110L56 111L55 109L48 110L49 108H51V107H48L45 110L40 109L39 111H37V113H38L39 117L43 116L44 118H48L50 116L52 117L53 115H56L57 117L62 118V111L67 110L69 113L76 114L77 117H80V115H81L80 112L84 108L82 106H77L75 108L70 109L69 106H70ZM151 101L152 100H150V104H153ZM251 101H253V100H251ZM156 103L154 102L153 105H149V106L155 107ZM233 105H235V104H233ZM2 107H4V108H2ZM233 108H235V106H233ZM103 109H105V110H103ZM40 112L42 113L41 114L42 116L40 115ZM151 116H149V117H151ZM170 117L172 118L171 120H170ZM164 119H165V121L167 119L168 120L166 122H162V120H164ZM150 122H149V124L154 123V122H152V123H150ZM7 123H9L8 120L5 121V124H7ZM161 123H164V124H161ZM10 124L11 123H9V125ZM144 124H145V127H144ZM160 124H161V126H159ZM210 124H212V125H210ZM247 124H249V126ZM80 125H81V128H78V127H80ZM91 126H93V127H91ZM200 126L202 128H200ZM144 128L146 130L145 132H144ZM206 128H207V130H206ZM148 129L149 130L150 129L151 130L156 129V131L158 130V132L156 133V131L154 130L155 134H153V136H152V132L154 133V131H152L151 134H149V133H147V132H149ZM199 129H201V130H199ZM134 131H135V133H134ZM239 131H241V132L244 131V134H242ZM137 132L139 135L136 134ZM5 134H6V136H5ZM133 134H134V136H133ZM234 134H235V136H234ZM241 134L243 135L244 139L242 138ZM141 135L142 136L144 135V137H141ZM163 135L165 136V138H163L164 137ZM176 135H177V137H176ZM226 135L228 137L230 136V138H228ZM19 136H20V138H19ZM148 136H150L149 137V138H151L150 140L147 139ZM160 136H163V137H160ZM18 138H19V140H18ZM231 138H232L233 142L231 141ZM235 138L237 139L236 141H238V139L240 140L242 138L243 140L246 141L245 142L246 144L241 139L242 144L240 141H238L237 145H239V146H236V144H235L236 141L233 140ZM127 139H125V140H127ZM222 139H224V140H222ZM30 141L33 143L28 144V143H30ZM121 141H123V140H121ZM159 141H160V143H159ZM228 141L230 144L228 143ZM2 143H4V144H2ZM162 143L164 145H160ZM233 143H234V145H232ZM259 143H260V145H259ZM26 144H28L27 147H26ZM62 144H64V145H62ZM157 144H159V146ZM243 144H245L246 146H244ZM154 145L158 146L159 148H163V147L169 148L170 150L166 149V151L168 150L167 151L168 155L166 154V157L170 156V158L174 159V156H175L176 162L178 160L179 164H181V167L185 168V172H187V170H189L191 174L188 172L189 176L187 175V173L178 175L179 173L174 172L176 174L175 175L174 173L172 174V172H170V173L167 172L168 170L164 166H161L155 162H154V164L151 163L152 158H151V160H149V156H151L150 152H149L150 150H147L146 148L147 147H149V148L155 147ZM16 146H17V144H16ZM24 147H26V148H24ZM4 150L2 151V148H1L0 154L6 152L7 149L5 151ZM106 150H108V151L110 150L108 154H105V152H107ZM141 150H143V152ZM71 151L66 152V154H65L66 160L69 159L67 157L71 156L72 153L76 152V151H74V149L73 150L71 149ZM103 151H105V152H103ZM23 152L21 153V155L23 154ZM125 152H127L129 154L131 153L132 155H135L134 156L135 158L136 157L137 158L134 159V157H132L131 154H130L131 156H129ZM123 153H125L127 155V157L129 156L128 158L130 160L126 161V158H125L124 162L121 163L120 160L123 159L121 154H123ZM55 156H51V157L47 158L46 160L53 162V163H55V162L58 163L59 161L61 162L62 159H60V157H58L57 155H55ZM120 157L122 159H120ZM145 160H147V161L149 160L150 163H149V161L145 162ZM184 160H185V162H184ZM2 161H4V160H2ZM2 161H0V167L2 165H5V164L9 165V162H7L6 160L4 161L5 163ZM71 161H72V159L70 161L67 160L68 163L66 161H63V163L66 164L65 169L67 168L65 178L68 177V174H70L69 177H72L77 173L74 170H70L71 168L74 169V168H77L78 166H79V168H80V166H82L81 167L82 169L84 168L82 164L76 163V165H75L76 161H74V165L69 163ZM125 162H128V165ZM123 163L127 166L122 165ZM197 163H199L200 165ZM155 164H158V165H155ZM16 168H14V169H16ZM27 168H29V167H27ZM94 168H92V169H94ZM60 169L61 168L58 167V165H52V166L44 167L42 169V171L39 173V176L41 177L42 174H44L48 171H53V170L61 172L62 169L61 170ZM65 169H64V171H65ZM67 170L70 172L72 171V173L73 172H76V173L71 175V173L67 172ZM103 171H105V172H103ZM19 173H17L18 175L15 173V175L17 177L18 176L20 177V175H22V174L23 175L27 174L26 172H24V170L21 174H19ZM192 173L193 174L195 173L196 176L193 175ZM212 173H213V175H212ZM200 174L201 175L203 174L201 176V178L202 179L204 178L203 180L205 181V183L204 182H202L203 184L201 183L202 186L199 184L197 185V183L194 184L196 181L200 183V181H201V179H199ZM197 176H198V179L200 181H198V179H196ZM167 180H168V182H167ZM131 182H133V183L131 184ZM190 182H192L193 185L190 184ZM119 183H120V181H119ZM213 183L210 182V186ZM58 184H56L55 187L59 186L61 183L59 185ZM169 184H170V187H172V188H170L168 186ZM148 185H150V186H148ZM164 186H165V188H164ZM166 186L169 187L170 189H172L173 191H171L169 188L167 189ZM174 186H175V188H174ZM176 186H177V188H176ZM138 187H137V189H138ZM250 187L252 190H250ZM255 187H257V189ZM157 188H161L164 191V193L167 190L168 191L166 193L171 191L170 194L173 193L174 195L172 194L173 195L172 197H169V195H166L167 197L163 196V197H165V199L163 200V198H162L160 200V199H158V197L156 195V193L158 194V192H159V189H157ZM254 188H255V191H254ZM235 189H237V188H235ZM260 190H261V192H260ZM140 191H142V190H140ZM219 191L220 190H218L217 192H219ZM184 192H186V190H184ZM250 194H249V196H251ZM136 195H134V196L137 197ZM174 196H177V197H174ZM143 198H145V200L147 201L146 202L147 204L146 203L143 204V201H142ZM186 198L191 199V196L186 195ZM216 198H217V194H215L212 199H216ZM123 199L122 198H116V199L112 198V200H110V202L112 201L113 205L109 206V207L110 208L115 207L116 203L119 201L124 202L125 199L124 200ZM175 199H176V201L178 200V202H176ZM170 200L173 203L175 202V204L172 205V202ZM141 202H142L144 207L141 205ZM195 202L196 201H193L194 204H195ZM242 202H243V200H239L236 205L240 206V204H244ZM244 202L246 203V204H244V207H246V205L248 203L246 201H244ZM226 208L227 207L224 204L221 207H217L215 210V213H217V214L211 215L210 216L211 219L216 218L217 220H225L224 219V217H226L225 215H227V214L229 215L233 212V211L228 210V212L229 211L230 212L225 213L226 210H224V209H226ZM187 210H188V212H187ZM123 211L124 210H120V212H123ZM192 211H193V213H192ZM206 211H208V210H206ZM145 213H147V215H144ZM186 213H188V214H186ZM137 215H139V216L137 217ZM141 215H142V217H140ZM184 215H186V216H184ZM151 217H153V219H151ZM181 218L184 220H182ZM236 219L237 218L235 217L232 224L236 225V224L240 223V221L237 223L235 221ZM205 220H208V218ZM225 221L227 222L228 220H225ZM208 223H209V225H208ZM248 226L251 228L250 224ZM254 227H256V230H258L257 226L254 225L253 228ZM254 230H255V228H254ZM99 231H101V229L97 230V232H99ZM198 234H200V235H198ZM151 235H153V233H151ZM153 236H155V235H153ZM156 238H157V236H156ZM181 244L185 245L184 250H181L178 247V246H181ZM199 245H200V247L198 248ZM184 252H186V250ZM208 254H210L212 256L210 258H208L207 257ZM230 254H229V258H230L231 262L229 261L230 263H228V264H233V262H234V264H237V262L235 260H239L238 264L241 262V260L239 258L241 255H243L242 252H240V251L236 252L235 251V254L234 253H232L231 255ZM183 257L181 258V260H183V259L185 260V258H183ZM237 257H238V259H237ZM168 258H169V260H167ZM190 259H192V260H190ZM232 259H235V260H232ZM157 260H159V261H157ZM163 260H162V262H163Z\"/></svg>",
	"mask_w": 264,
	"mask_h": 264
}]
</instances>
